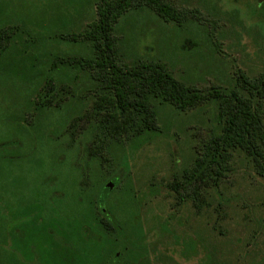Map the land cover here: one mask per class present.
<instances>
[{"label":"rangeland","instance_id":"1","mask_svg":"<svg viewBox=\"0 0 264 264\" xmlns=\"http://www.w3.org/2000/svg\"><path fill=\"white\" fill-rule=\"evenodd\" d=\"M175 2L184 12L182 26L148 8L129 11L120 20L127 61L163 60L179 79L206 90L231 84L239 72L255 76L264 71V5L259 0ZM94 14L91 0H0V198L7 202L1 210L19 207L14 218L0 215V264H23L17 252L30 264L36 219L26 207L45 185L57 186L73 199L68 215L73 202L107 197L106 208L128 234L102 228L100 247L93 244L87 250L69 232L68 264H102L117 254L121 263L199 264L211 250L225 264H264V177L244 155L235 158L233 171L218 190L210 191L201 211L190 200L181 202L168 185L192 163L194 146L215 126L213 102L184 111L158 102L160 131L112 152L110 170L109 162L103 168L98 158L89 159L82 151L89 133L69 143L68 113L79 109V96L90 93L83 72L68 77L62 69L71 96L61 110L37 108L48 61L58 60L55 53L81 50L55 43L56 38L62 30L83 27ZM115 174L120 181L109 180ZM108 182L114 187L101 190ZM91 223L98 229L96 218ZM6 227L19 233L16 239ZM192 239L202 242L205 251L200 246L194 255L188 247Z\"/></svg>","mask_w":264,"mask_h":264},{"label":"trees","instance_id":"2","mask_svg":"<svg viewBox=\"0 0 264 264\" xmlns=\"http://www.w3.org/2000/svg\"><path fill=\"white\" fill-rule=\"evenodd\" d=\"M91 6L95 14L88 23L79 29L62 30L55 41L81 50L66 51L64 56L55 53L58 60L48 61V69L42 72L44 85L35 100L39 109L61 110L71 96L69 85L62 80V69H67L68 77L76 71L86 75L90 93L79 96V109H73V115L68 113L71 145L89 133L82 151L89 159L98 158L103 168L104 162H109L110 170L112 152L160 131L158 102L182 111L213 102L217 110L215 126L199 138L192 163L168 183L169 187L181 202L190 200L201 211L209 204L210 191L218 190L233 171L238 155L250 160L264 177V71L255 76L239 72L231 84L206 90L179 79L163 60L127 61L125 41L117 28L126 13L148 8L165 21L182 26L184 12L175 0H91ZM58 81L63 84L58 85ZM188 247L194 255L207 248L197 239H192ZM217 258L211 250L199 264H225Z\"/></svg>","mask_w":264,"mask_h":264},{"label":"flooded vegetation","instance_id":"3","mask_svg":"<svg viewBox=\"0 0 264 264\" xmlns=\"http://www.w3.org/2000/svg\"><path fill=\"white\" fill-rule=\"evenodd\" d=\"M114 179L120 181L121 176L115 174L112 175L109 180ZM108 189L110 188L104 185L101 190ZM101 190H99L97 194H101ZM1 195L4 196V194ZM21 200V198L17 199L16 203L13 204H19ZM72 201L73 199H69V196L63 189L57 186L52 188V185H45V190L37 191L32 195V204L26 207L29 208L27 211L32 215V219H36L35 223L32 220V242H30V259H28L30 264H68V250L72 247L71 243L68 241L70 233H73L82 248L85 247L86 249H89L93 244L96 248L100 247V242L102 243V228L104 231L109 230L112 234L118 231L125 236L128 235L126 229L120 230L121 223L113 213L106 208L105 204L108 201L107 197H94L93 201H89L88 204L85 201L84 203L79 202L80 204L78 202H73L71 204L73 213L68 215L70 209L68 204ZM6 204L7 202H5V200L3 202L0 198V215H7L10 218H14L19 207L13 205L15 207L11 208L10 206L9 211L1 210ZM58 204H62V206H58ZM27 211L25 212L24 209L21 210L22 216H25ZM69 216H72V223L69 221ZM84 218H86V220L83 221L82 219ZM93 218H96L98 229L91 223ZM6 230H8V235L15 239L18 236L17 234H19L17 233L14 235L7 227ZM7 232H5V234ZM106 236L109 235L105 233V237ZM15 254L17 259L19 257L20 262L23 264L26 262V259L22 260L20 252ZM121 259V255L117 254L114 256L113 261H103L102 264H130L125 260H123L122 263L119 262Z\"/></svg>","mask_w":264,"mask_h":264},{"label":"water","instance_id":"4","mask_svg":"<svg viewBox=\"0 0 264 264\" xmlns=\"http://www.w3.org/2000/svg\"><path fill=\"white\" fill-rule=\"evenodd\" d=\"M264 0H259L260 3H262ZM107 187L112 189L114 187V184L111 182H108Z\"/></svg>","mask_w":264,"mask_h":264}]
</instances>
